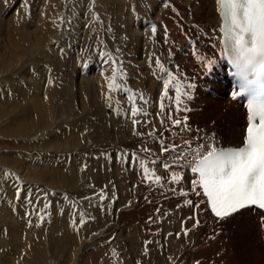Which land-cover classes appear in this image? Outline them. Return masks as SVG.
<instances>
[{"label":"rangeland","instance_id":"374dc122","mask_svg":"<svg viewBox=\"0 0 264 264\" xmlns=\"http://www.w3.org/2000/svg\"><path fill=\"white\" fill-rule=\"evenodd\" d=\"M135 1L126 12L124 0H0V264H106L107 243L126 264H172L170 248L182 247L180 219L170 212V169L153 163L170 162L159 142L170 143V119L161 125L170 108V48L167 55L151 47L146 33L153 26L164 32L159 18L168 10L170 18V0ZM111 61L123 69L114 90L107 85ZM184 81L181 93L188 92ZM133 95L148 115H130ZM121 202L135 217L126 223L118 217ZM215 250L207 264L245 262L240 246ZM182 258L178 264L191 263Z\"/></svg>","mask_w":264,"mask_h":264},{"label":"bare ground","instance_id":"6f19581e","mask_svg":"<svg viewBox=\"0 0 264 264\" xmlns=\"http://www.w3.org/2000/svg\"><path fill=\"white\" fill-rule=\"evenodd\" d=\"M134 1L135 0H128V4L124 0L126 4H124L123 10L127 12L128 7H131ZM183 7H185V9ZM168 12L169 10L166 11V14L162 15V18H159L164 28L163 33L159 31V28L156 29L155 33L151 30L150 32L146 31V33L149 35L147 40L150 42L151 47L154 45L156 50L161 51V53H166L167 55V48H170V108L172 119L179 118L182 121L181 126L174 128L172 127V120H170V143H177L184 146L186 139L193 138L191 141L193 145L201 142L205 145H214V142H219L216 146L222 148L240 146L243 142L249 115L243 103L234 96L237 87L233 74L224 59L223 46L220 42L222 39V33L220 32V0H170V18ZM127 16L128 18L131 17L129 12ZM168 20L169 23H167ZM125 23V28H132H130V23L127 21ZM136 25L138 27L137 22ZM165 29H167V32H165ZM125 33L129 34V30L126 29ZM139 34L140 30H137V36H140ZM142 68L144 67L142 66ZM184 79L189 95L183 101V104L186 106L185 109H183L185 112L182 113L179 111V113H177L176 104H173L172 107V98L177 95L174 86H180L179 84ZM105 82V78L100 79L101 84ZM159 107L158 109H160ZM185 118L187 125L191 129L190 131L188 128L184 127L183 122ZM141 119L142 117L140 120ZM164 119H167V115ZM23 130L24 129H22V131ZM196 137H201L202 139L196 140L194 139ZM192 151H196L195 147L192 148ZM188 154V149L185 147V155L188 156ZM173 159L174 156L170 152V162H172ZM118 167L120 166L118 165ZM173 175L180 177L179 183H174L172 181L171 177ZM192 177L193 174L189 170L170 169V212H172V210L176 212L174 214L175 217L173 216L172 218H174L175 221H179L178 218L180 219L179 224L181 226H176V232L178 234L182 233L181 235L179 234L180 236L177 235L179 237L178 244L181 243L182 245L179 251L178 249L176 251L174 250V246L171 243H176V241H172L171 239L170 244L173 248L170 249L174 257L170 259L173 260V263L178 264V260L180 259L176 258L183 257L182 259L191 261L189 264H197V262H199V264H207L205 259L208 250L213 247V249H216L215 251L218 252L219 246L223 245L224 249H228L229 246H240L245 254H243L245 259V262L243 261L244 264H264V222H262L264 213L256 209H248L226 220L220 221L214 218L209 212L206 199L203 197L201 190L199 188H197L195 192L191 190ZM173 188L176 190L172 191ZM136 192L137 194L139 193L138 190H135L134 195H136ZM196 192H200V195H196ZM189 200H191L192 203H189ZM197 204L198 206H196ZM118 205L120 211L124 210L118 214L121 222L125 221L126 223L128 219L131 220L135 218L132 216L133 212L125 210L129 208L127 202H121ZM197 220H199L200 223L198 226L194 227ZM174 223L173 227L175 228ZM150 224L151 223L146 227L147 231L151 228L148 231L150 233H144L145 235L149 234L148 239H151L153 235H151V232L153 230L152 226L154 225L150 226ZM95 225H97V223ZM195 228L198 230V234H193ZM166 229L168 228L165 227L164 230ZM185 230H188L187 235H185ZM107 231L108 234H111L114 232V228L108 226ZM171 235L170 237L172 238L174 234ZM135 243L136 242L131 243L133 249L138 250L139 247ZM103 247H105L106 264H126L121 260L118 255L119 252L115 247H112L108 243ZM103 247L94 250L98 253ZM154 264H156V262Z\"/></svg>","mask_w":264,"mask_h":264},{"label":"snow or ice","instance_id":"6c2138e0","mask_svg":"<svg viewBox=\"0 0 264 264\" xmlns=\"http://www.w3.org/2000/svg\"><path fill=\"white\" fill-rule=\"evenodd\" d=\"M222 2L226 9L224 19L231 25L220 28V32L224 33L220 41L224 44V55L228 56L231 52L232 62L239 71L252 73L264 82V0H222ZM152 31L153 33L156 32L155 26L152 27ZM116 51L118 52L119 49ZM156 63L159 64V60ZM109 67L113 69L109 90H114L119 87L116 84L117 74L122 73L123 69L116 67V61H111ZM169 76L171 78V74ZM164 87L163 95L168 97L167 83ZM120 90L123 91V89ZM175 91L178 94L175 97L176 112L179 113L182 97H187L189 93H181L179 87ZM239 95V93H234V96ZM131 100L133 102L130 108L131 116H138L141 112L145 116L148 115L146 111H143L142 106L141 109L136 108L135 95L131 97ZM140 100H144L142 95ZM249 108L251 109V118L243 147L226 149L213 144L205 145L202 142L193 145L191 142L193 138L186 139L184 146H181L177 143L165 144L164 140L161 139L159 141L160 151L162 153L171 152L174 159L172 162L167 159L153 160V163H159L166 170H189L193 174L191 190L195 192L197 188L202 189L203 196L207 197V207L220 221L226 220L247 207L256 206L259 209H264V100L259 103L253 100L250 102ZM160 110H165L163 103L160 104ZM167 117L172 120V127L181 126L182 121L179 118L172 119L171 108L168 110ZM257 118L259 119L258 125L255 123ZM166 122L165 119H161V125ZM138 123L147 124V120H133L134 125ZM183 123L184 127L190 131L186 118ZM161 136H163L162 133ZM194 139L201 140L202 138L196 137ZM185 147L188 149V156L185 155ZM193 147L196 151H192ZM144 151L148 152L150 149L144 148ZM132 161L139 162L135 154L132 155ZM144 172L147 174L148 169L145 168ZM4 175L7 177L8 173ZM152 175L155 176L157 183L161 181L162 177L156 176L155 173ZM171 179L174 183L180 181V177L176 175H173ZM175 190V188L172 189V191ZM21 191V188H17V199H19ZM48 195L49 193H44L45 198ZM196 195H200V192H196ZM25 201L28 204H33L30 195L25 196ZM188 202L192 203L191 200ZM50 206V203L45 199L44 208L47 209ZM32 214L26 213V215ZM36 214L40 215L38 210ZM40 219L41 221L44 220L43 215H40ZM73 222L75 223V221ZM262 222H264V217H262ZM199 223L200 221L197 220L194 227L198 226ZM187 231L185 230V235H187Z\"/></svg>","mask_w":264,"mask_h":264}]
</instances>
